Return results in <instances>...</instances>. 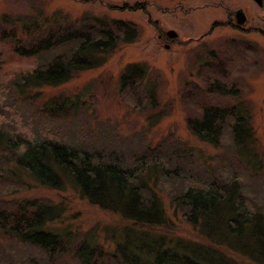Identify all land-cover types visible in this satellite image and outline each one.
<instances>
[{
  "label": "rangeland",
  "instance_id": "1",
  "mask_svg": "<svg viewBox=\"0 0 264 264\" xmlns=\"http://www.w3.org/2000/svg\"><path fill=\"white\" fill-rule=\"evenodd\" d=\"M136 4L144 10L134 8ZM237 10H242L247 20L241 29L235 27ZM120 23L135 29L134 38L125 42ZM213 23L218 25L211 32ZM52 25L79 32L106 26L119 40L115 51L102 56L98 67L74 74L62 86L34 89L31 93L40 92L41 96L32 101L17 97L7 90L11 82L66 54L77 42L26 59L11 54L10 37L19 38V45H28L56 28ZM170 29L178 38L166 48L157 35ZM0 52L1 127L24 138L42 130L59 131L71 148L100 152L102 162L119 161L126 169L146 163L147 170L151 156L158 158L168 177L147 179L163 205L168 226L151 232L211 247L237 264H264V256L251 258L231 250L219 231L205 233L189 224L170 203L171 195L186 187L182 181L207 187L214 178L229 182L233 179L229 175H233L241 185L247 208L264 213V0L261 7L251 0H0ZM130 64L143 66L146 75L127 97L118 80ZM214 82L223 86L222 94L208 90ZM230 90L235 96H229ZM75 96L80 101L69 115L58 119L41 115L44 99L75 100ZM231 106L241 110L252 128L255 141L251 159L238 157L231 132L213 147L200 142L187 128V119L200 118L203 108ZM5 167L0 164V171ZM22 180L19 185L0 179V207L21 199L58 205L62 214L56 226L65 228L70 237L52 254L13 239L1 242L0 264H80L74 252L89 231L104 255H109L103 260L95 257L97 264H123L110 256L113 249L111 242L104 240L105 231L127 243L133 255L140 246L157 241L153 235L129 228L120 213L91 205L69 185L59 191L37 185L25 175ZM230 241L240 250L252 246L247 236Z\"/></svg>",
  "mask_w": 264,
  "mask_h": 264
},
{
  "label": "trees",
  "instance_id": "2",
  "mask_svg": "<svg viewBox=\"0 0 264 264\" xmlns=\"http://www.w3.org/2000/svg\"><path fill=\"white\" fill-rule=\"evenodd\" d=\"M53 27L56 28L28 45H19V38L10 37L12 43H8V47L11 54L26 59L40 57L54 51L56 47L77 42L76 47L70 48L66 54L57 55L11 82L7 90H12L17 97L26 96L32 101L41 96L40 92L31 93L34 89L62 86L74 74L98 67L104 60L102 56L115 51L119 40L114 31L106 26H93L82 32L64 29L59 25H52L51 28ZM118 28L124 30L125 42L128 38H134L136 32L133 27L121 24ZM10 34L14 36L16 32ZM2 65L0 62V69ZM145 75L143 66L127 65L118 80L120 90L125 92V96L131 97ZM208 90H219L222 94L223 86L214 82ZM147 93L152 97L150 92ZM231 95L235 96L233 90L229 92V96ZM0 100L2 104L4 99ZM79 101V96H75V100L49 97L44 99L40 113L45 118L58 119L64 114L69 115ZM202 110L200 118L187 119L190 133L200 142L216 147L225 133L231 132L232 144L237 149L238 157L244 160L250 158L255 140L252 128L246 124L241 110L237 106L206 107ZM115 162H102L101 154L97 151L71 148L56 130H42L41 134L24 138L15 131H8L0 126V164L6 166L4 171H0V179L20 185L24 183L22 176L25 175L37 185L59 191L69 185L91 205L104 211L120 213L129 228L153 235L157 239L154 245L140 246L133 255L130 254L127 243L117 241L112 233H108V236L105 231L104 240L112 244V258L121 260L123 264H237L211 247L169 239L151 232L168 226L157 192L153 185H148L151 176L155 179H165L167 176L168 172L166 173L158 158L151 156L147 170L146 163L137 168L126 169L119 161ZM229 176L233 178L231 181L214 178L207 187L200 182L189 184L184 179L182 183L186 187L174 192L170 203L189 224L199 226L205 233L219 231L220 238L231 250L251 258H262L264 213L258 208H247L239 181L233 175ZM61 214L62 209L58 205L38 199H21L13 201L9 207H0V243L13 239L48 254L58 253L66 243V237H70L65 228L56 226L60 224ZM243 236L250 238L252 246L245 250L234 248L230 240ZM74 256L80 264H97L95 257L103 260L109 255H104V250L94 242V236L89 231L77 244Z\"/></svg>",
  "mask_w": 264,
  "mask_h": 264
},
{
  "label": "flooded vegetation",
  "instance_id": "3",
  "mask_svg": "<svg viewBox=\"0 0 264 264\" xmlns=\"http://www.w3.org/2000/svg\"><path fill=\"white\" fill-rule=\"evenodd\" d=\"M137 7V8H136ZM134 8H136L137 10L139 9V10H141V11H143L144 10V7H143V5H139V4H136V6H134ZM234 19H235V13H234ZM157 25H158V23H157V21H155L154 22V27L155 28H157ZM218 24H212V26H211V28H210V31L212 32V30H213V28L215 27V26H217ZM235 27L236 28H238V29H241V27L240 26H238V25H236L235 24ZM171 30V29H170ZM169 30H165L164 32L163 31H161V32H158V35H157V38L160 40V42H162L164 45L163 46H165L166 48H168L169 46H170V44H172V43H175V41L177 40V38H178V35H177V37H175L174 39H170L169 37H167V32H168Z\"/></svg>",
  "mask_w": 264,
  "mask_h": 264
},
{
  "label": "water",
  "instance_id": "4",
  "mask_svg": "<svg viewBox=\"0 0 264 264\" xmlns=\"http://www.w3.org/2000/svg\"><path fill=\"white\" fill-rule=\"evenodd\" d=\"M252 1L259 7H261L263 4V0H252ZM235 23L238 26H242L246 23V16L242 10H237L235 12ZM167 37H169L170 39H174L175 37H177V34L176 32L170 30L167 32Z\"/></svg>",
  "mask_w": 264,
  "mask_h": 264
}]
</instances>
